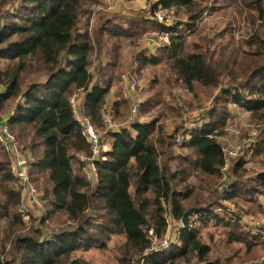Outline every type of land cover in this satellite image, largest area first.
<instances>
[{"label":"trees","instance_id":"1","mask_svg":"<svg viewBox=\"0 0 264 264\" xmlns=\"http://www.w3.org/2000/svg\"><path fill=\"white\" fill-rule=\"evenodd\" d=\"M22 1L27 5L20 8L21 14L7 17L0 27V60L7 62L0 71V86L4 88L0 93V113H10L9 131L31 155L28 176L42 194L41 223L56 222L62 228L42 241L40 232L32 228L22 232L25 224L19 212L21 193L17 179L9 171V159L0 147V220L6 222L0 256L6 245L11 249L0 264H79L73 260L75 253L102 249L105 238L114 234L124 236L128 253L143 254L149 248L145 195H152L157 212L155 233L162 236L165 223L161 201L170 205L174 219L180 221L186 211L183 201L190 196L201 197L203 191L210 190L206 187L221 177L223 149L216 137L224 127V118L210 117L209 122L190 132V140L182 147L192 152L191 157L173 155V137L162 135L156 118L110 134V151L101 153L93 162L97 183L92 186L82 176L81 168L77 172L73 168L75 155L89 158L91 154L73 119L70 98L75 91H81L87 116L100 128L111 80L93 84L88 71L99 28L89 36L88 24L86 30L77 27L86 15L84 0ZM199 1L158 0L151 9H182L195 25L204 11ZM237 1L253 10L254 17L257 15V35L244 41L248 50H242V44L233 40L216 42L203 37L198 44H186L184 38L172 37L170 45L164 47L167 63L170 72L189 91L195 84L216 88L227 80L229 88L222 93L229 103L264 119V6L261 0ZM3 3L0 0V12ZM144 26L135 24L132 32H126V38L133 39L137 28ZM102 31L112 37L121 33L120 28L108 23ZM141 61L144 65L159 63L153 57ZM243 90L246 95L241 93ZM262 150L264 140L256 145L255 153ZM160 158L164 165H160ZM243 170V160L233 162L231 174L236 178L225 200L235 199L239 191L248 193L254 189L264 196V171L249 187L237 177L244 175ZM242 240L229 235V241ZM181 243V248L150 253L142 261L179 264L182 259L185 264H220L208 258L210 248L197 242L192 232L181 229Z\"/></svg>","mask_w":264,"mask_h":264},{"label":"rangeland","instance_id":"2","mask_svg":"<svg viewBox=\"0 0 264 264\" xmlns=\"http://www.w3.org/2000/svg\"><path fill=\"white\" fill-rule=\"evenodd\" d=\"M3 1L1 14L7 7L16 3V1H19V3L15 14H21L22 11H20V8L27 5H25V3L23 4L22 0ZM156 1L157 0H144L142 8H137V6H139L136 5L137 2L131 3L125 0H111L109 3H106L105 0L83 1V8L85 10L83 15H86L82 18L83 21L81 20L79 26H83V30H86L85 28L88 24L87 32L89 34L94 32L96 28H99L98 35L100 36L104 26L103 24L106 23H108L109 26H113L116 23L133 25L145 24L144 27L137 28L138 30L135 32L133 39L126 38V31L121 30L119 34V37L124 40L118 43L126 45V48L123 50L125 59L123 61L126 62V65L120 63L118 68L114 67L115 71L111 74V80L116 85L119 100L116 105H112L113 111L109 113L103 111L101 114L102 123L100 128L95 126L103 142L101 145H105V140L111 134V130L103 125V115H107L111 122L119 128L124 129L129 127L124 125L129 115L130 108L127 100L122 99L125 86L120 77L122 74L128 72L135 77L138 90L137 94L139 93L141 96L137 121L149 122L152 119H158L162 129V135L165 136L170 134L169 136H172L174 140L176 133L193 123L197 114H200L197 118H202L205 115H208V119L213 116L215 118L222 117L224 118V127L218 130L216 139L224 141L225 150H232L241 144L247 136L250 135V126L254 128L259 127L257 129L259 137L256 139V145L258 146V143H262V140H264V122H259L257 120L264 121V119L252 116L238 105L229 103L230 99H226L222 93V91L224 92L229 88L227 80H223L221 85L216 88H203L195 84L193 90L189 91L178 81V78L170 72L167 63L166 49L163 47L154 48V43L157 39L155 33L161 31L162 29L160 28L163 27L164 24H170L172 28L175 29L173 31L180 33L178 29L179 26H185L184 24L186 22V24H189L190 20L186 17L182 9H157L152 11L151 5ZM122 2H124V4H122ZM261 2L264 6V0H261ZM199 3L204 11L200 14L201 16L198 18L195 25H192L190 33L194 28L193 32L190 34L186 29V33H184L186 44H198L201 38L207 37L209 39H215L216 42L233 40L236 43L242 44V50H248L244 41L249 40L253 35L256 36L258 32V23L255 20L257 15L254 17L255 12L253 10L245 8L242 3L237 0H201ZM99 7H101V10L97 12L96 10ZM206 11L208 17L203 20L206 15L204 12ZM224 13H227L228 16H225ZM88 17L89 20L90 18L93 20L90 27L89 21H87ZM200 20L206 21L208 26L207 24L200 26ZM16 21H18V19ZM79 30L82 31L81 29ZM126 30H130L129 27H126ZM261 35H263V33ZM148 42L151 43L154 49H151V47L146 48ZM150 52H155L151 57L158 60L159 63L157 65H144L142 63V58H145V54ZM93 53H95V55L92 57V66H94L96 62V54L98 51L95 49ZM6 64V61H0V70H3ZM95 70L96 67H93L91 72L94 77ZM241 93L246 95L244 90L241 91ZM131 97L132 96H130V99ZM185 108H188L189 111H185ZM201 110H203V113H198ZM0 114L2 116L4 115L2 113ZM256 123L260 124L258 125ZM22 149L24 150L23 147ZM179 149L181 151L179 156H192V152L186 147ZM30 161L29 159L28 164ZM89 163L88 158L83 155H75L73 168L75 172L81 168V174L84 176L83 168ZM159 163L160 165H164V159L160 158ZM222 168L223 166L221 167V173ZM243 169L244 175L237 177L243 180V184L246 186H253V180L256 175L264 171V150L259 153H255L254 151L252 157L244 163ZM232 176L234 177V175ZM234 178H236V176ZM86 180L89 182L88 179ZM206 188H210V190L208 192L203 191L201 197L190 196L183 201V206L186 208V211L190 208L196 209L190 216L189 225L186 230L192 232L195 236V240L201 245L208 246L210 248L208 258L217 259L220 261V264H264V196L254 189V191L248 193L247 191L245 193H240L239 191L235 199L225 200L229 188L225 187L222 176L214 180L213 183ZM145 196L148 201L146 215L149 224L148 228L152 230L157 237H160L155 233V217L157 212L156 207L152 204V195L151 193H147ZM207 196L208 199H202L207 198ZM230 204L234 205L235 208L242 213L232 211L230 209ZM160 208L162 211L161 216L163 215L165 223V217H167L168 214L173 216L172 210L170 205L165 201H161ZM42 216L43 213L38 218H32L31 215L29 222L30 229L32 228L40 232V241L47 239L62 228V225H58L56 222L53 224V222L48 221L42 224ZM174 220L180 222L176 219ZM2 221L0 220V229H2L0 238H2L4 229L6 228V222L4 223ZM251 221L260 222L255 237L251 236L246 230ZM96 222H98V220H96ZM166 229L167 226L165 223V232ZM24 230L25 231L22 232L29 231L26 230V227ZM230 234L234 237L242 238V243L229 241ZM104 244L105 246L102 249H92L84 253H75L73 255V260L77 261L79 264H145L144 261H142V257L149 254L148 252L147 254H139L135 251L131 252V254L128 253L125 238L122 234L107 236L104 240ZM10 250L9 245H7L5 248L6 255L9 254ZM5 252H3L4 259L6 258ZM190 259L193 260L195 258L190 256ZM179 264L185 263L180 259Z\"/></svg>","mask_w":264,"mask_h":264},{"label":"built area","instance_id":"3","mask_svg":"<svg viewBox=\"0 0 264 264\" xmlns=\"http://www.w3.org/2000/svg\"><path fill=\"white\" fill-rule=\"evenodd\" d=\"M19 1H16L12 6L7 7L3 13L0 15V27L2 28L4 24V20L11 16L15 15L17 12V6ZM166 28H169L170 25H165ZM178 32L173 30H161L155 33L156 40H155V48H161L166 45L170 44L171 38L180 36ZM121 81L124 83L127 92L130 94L131 97V107L129 110V115L124 122V125L130 126L133 123L137 122V116L139 112V104L136 100L137 95V82L136 79L128 74L124 73L121 76ZM82 96L83 93L81 91H76L73 93L72 97L70 98V106L73 114V118L77 125L79 126L83 137L86 139L87 143L90 147V154L91 156L88 158L89 166L83 168V175L89 181L91 180V176H95V166L93 162L100 158L102 153L101 147V136L95 126L92 124L91 120L87 117L85 109L82 103ZM185 111H189L188 108H185ZM201 110L198 113H203ZM200 114H195V120L193 123L186 126L183 130L178 132L174 136V145L175 146H182L185 142L190 140V132L196 128H200L202 125L209 122L208 115L203 116L202 118L199 117ZM6 120V121H5ZM103 125L108 127L111 131H119L122 128H119L115 124H113L110 118L107 115H103ZM259 125V124H258ZM251 131L250 135L235 147L232 150H223V168L222 173L224 175L227 173L228 168L231 164L238 159L243 160L246 163L250 157L254 154L256 139L259 136L258 128L259 127H252L250 126ZM0 147L7 155L9 159V171L14 178L17 179L18 187L21 193V202L19 207V212L22 215L23 222L25 223L26 230L29 229V222H30V208L33 207H41V194L36 189L34 184L31 182L28 176V161L30 159V153L24 151L22 147L16 142L15 138L9 131V126L7 124V119L5 116L0 114ZM224 181V180H223ZM230 209L232 211L242 213L235 208L234 205H230ZM165 223L167 226L166 232L164 235L157 237L152 230H149L148 240H149V248L145 253H161L164 252L171 247L178 246L181 244V224L180 222H176L171 214H168L165 217ZM260 222L258 221H251L246 228L247 232L255 237L258 232V227ZM4 255L0 256V261L3 262Z\"/></svg>","mask_w":264,"mask_h":264},{"label":"crops","instance_id":"4","mask_svg":"<svg viewBox=\"0 0 264 264\" xmlns=\"http://www.w3.org/2000/svg\"><path fill=\"white\" fill-rule=\"evenodd\" d=\"M111 0H105L106 3H109ZM158 1V0H157ZM156 1V2H157ZM127 2H131V3H134V2H137L136 5H139L137 6V8H142L143 7V2L144 0H132V1H127ZM122 4H124V2H122ZM134 5V4H133ZM135 6V5H134ZM101 7H99L96 11L99 12L101 9ZM127 8V7H126ZM135 9V8H133ZM206 15L205 17L203 18V20H205L207 17H208V13L207 11L204 12ZM225 16H228L227 13H224ZM209 19V18H208ZM201 21L200 23V26L203 25V24H207L208 26V23L206 21ZM83 21V20H82ZM199 21V22H200ZM93 20H89V27L91 26ZM187 23V22H186ZM184 24L185 26H179V32L178 34H181L180 36H176L177 38H184V33H186V29L188 30V32L190 33V29L192 27L191 23L192 21L190 20L189 24ZM103 25H106V24H103ZM165 25H170V24H165ZM113 26L115 27H118L120 28L122 31H126V32H132L133 31V24H114ZM79 28L83 29V26H78ZM126 27H129L130 30H126ZM163 27L165 29H163ZM162 30H175L172 28V26L170 25L169 28H166L164 25H163ZM188 27V28H186ZM194 28L192 29L191 33L193 32ZM188 33V34H189ZM190 33V34H191ZM89 36H91V34H89ZM120 35L117 34L115 37H112L109 33L105 32V31H102L101 32V35L98 36V43L94 44V41L92 38L91 41H92V45L93 47L98 51V53L96 54L97 56V59H96V62L94 63V66L91 65V61H92V57L93 55H95V53L91 54L90 57H89V68H88V71L91 73L92 72V69L93 67H96V70H95V77L93 76V74L91 73V77H92V83L94 84H98V85H101L102 83H104V81H107V80H111V74L112 72L115 71V68H118V66L120 65V63L122 64H125L126 65V62H124L123 60L124 59V53H123V50L126 48V45L125 44H119L118 42H122L124 39L119 37ZM174 37V38H176ZM185 39V38H184ZM211 39V38H210ZM213 40V39H212ZM185 43H186V40H185ZM153 44V43H152ZM170 45V44H169ZM168 46V45H166ZM165 46V47H166ZM150 48L151 49H154L155 48V45H154V48H152V45L150 42H148V46H146V48ZM164 48V47H163ZM95 51V50H94ZM93 51V52H94ZM157 51V50H156ZM155 53V52H154ZM153 52H150V53H147L145 54L146 57H151L154 55ZM0 61H4V60H0ZM1 71V70H0ZM128 73V72H127ZM130 74V73H128ZM131 75V74H130ZM135 78V77H134ZM123 83V82H122ZM124 84V83H123ZM103 85V84H102ZM125 86V85H124ZM125 88V87H124ZM4 90V88L2 86H0V93H2ZM124 94H123V98L124 100H127L128 104H129V108H130V105H131V99H130V94L127 92L126 88L124 89ZM136 99H137V102L138 104L140 105L141 104V96L140 94L138 93L137 96H136ZM119 100V96L117 94V88H116V85L114 84V82L111 80V85H110V89H109V92L105 98V104L102 108V113L103 111L109 113L110 111H113V104L116 105V103L118 102ZM82 103H83V107L85 109V106H84V94L82 96ZM85 112H86V109H85ZM86 115H87V112H86ZM4 116V115H3ZM10 116V113L9 115H6L5 114V118L7 119L8 121V118ZM88 117V116H87ZM89 118V117H88ZM90 119V118H89ZM91 120V119H90ZM210 121V120H208ZM92 122V121H91ZM136 123V122H135ZM137 123H146V122H143V121H137ZM93 124V123H92ZM94 125V124H93ZM95 126V125H94ZM131 128V125L127 128H124V129H129L130 130ZM122 130V129H121ZM120 131V130H119ZM119 131H111V134L113 133H116V132H119ZM170 135V134H168ZM102 140V139H101ZM174 141V140H173ZM217 142L218 144L222 147V149L224 150V147H225V144H224V141H222L221 139H217ZM101 143L103 144V142L101 141ZM111 144H112V138L111 136H109L106 140H105V145H101L102 147V154L105 153V152H109L110 149H111ZM172 149V153L174 156H179L180 155V149L179 148H183L182 146H175L174 145V142H173V146L171 147ZM233 164V163H232ZM232 164L231 166L228 168L229 170L227 171V173L224 175V173H221L222 175V179L224 180V185L226 188H229L231 186V184L234 182L235 178L232 176L231 174V170H232ZM243 165H244V162H243ZM88 165H86L85 167H88ZM91 180L89 181L91 183L92 186L96 185L97 183V177H96V169H95V176H91L90 178ZM194 179L191 180V182H196V181H193ZM40 193V192H39ZM41 194V193H40ZM42 196V194H41ZM42 198V197H41ZM20 202H21V196H20ZM42 203V202H41ZM231 205V204H230ZM193 214V213H192ZM191 214V215H192ZM29 215H30V219H31V215H32V218H38L39 216L42 215V206L40 208L38 207H33V208H30V212H29ZM182 218V217H181ZM181 220V219H180ZM181 224V223H180ZM182 246V243L178 246H173L171 247L170 249H168L167 251L169 250H176L178 248H180ZM7 247V245H6ZM5 247V248H6Z\"/></svg>","mask_w":264,"mask_h":264},{"label":"water","instance_id":"5","mask_svg":"<svg viewBox=\"0 0 264 264\" xmlns=\"http://www.w3.org/2000/svg\"><path fill=\"white\" fill-rule=\"evenodd\" d=\"M196 211V209L194 208H190L187 211H185L182 215V218L180 220L181 223V229L186 230L188 228L189 225V220H190V216L192 213H194Z\"/></svg>","mask_w":264,"mask_h":264}]
</instances>
